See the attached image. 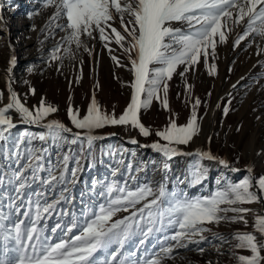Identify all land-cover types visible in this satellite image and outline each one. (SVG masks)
<instances>
[{"label":"snow or ice","instance_id":"6c2138e0","mask_svg":"<svg viewBox=\"0 0 264 264\" xmlns=\"http://www.w3.org/2000/svg\"><path fill=\"white\" fill-rule=\"evenodd\" d=\"M41 2L43 8L53 9L40 30L44 38L56 39L63 33L46 63L51 66V62L59 61L62 65L65 57L71 59L74 50L80 49L94 56L95 50L88 41L96 40L117 67L132 73L128 84L130 101L117 117L100 106L93 91L84 114L73 105L68 106L69 127L60 120L49 119L59 108L47 103L45 97L37 105H27V95L37 91L29 80L23 81L29 90L21 99L12 76L18 61L15 54L11 55L6 69V103L4 91L0 90V264H165L175 260L181 249L197 252L204 264H222L220 258L225 255L235 264H264V214L240 206L264 201V175L254 177L252 166L243 170L234 167L205 148L187 150L199 136L204 119L198 112L202 101L196 98L191 103L194 85L188 83V73H195L202 65L208 75H218L217 64L209 61L219 59L218 46L226 45L237 28L243 30L236 34L233 50L249 37L252 39L245 50L252 47L256 38L264 41V0ZM37 15L40 12L33 11L29 18ZM32 30H36L34 25ZM113 44L127 63L116 55ZM256 48L258 56L264 53L261 44L257 43ZM82 64L83 61L77 83L82 79ZM33 70L34 66L27 68L29 74ZM174 76H179L185 85L186 102L191 103L190 117L181 125L174 118L178 114L169 116L168 124L155 132L158 139L150 145H140L151 148L159 158L135 165L131 161L125 163L123 153L127 150L115 146L97 154L96 142L105 138L96 134L97 130L107 126H131L145 138L152 135L142 123L141 113L150 109L154 100L171 111L168 94ZM261 78L264 77H254L253 83L245 87L251 90ZM238 83L232 87L235 89ZM260 89L264 90V84ZM231 103L229 99L223 107L224 117L228 116ZM216 107L220 108V104ZM20 125L40 131L25 128L13 135ZM211 139L208 137L209 142ZM128 142L140 143L135 138ZM74 145L78 148L74 149ZM105 156L115 160L108 174L84 179L85 171L93 172L98 163H104ZM181 156L194 159L188 161L183 173L173 176L172 162ZM205 161L232 173L244 171L246 175L239 181L217 179L215 190L206 195H189L184 188L179 192L170 190V180H175L178 188L202 186L210 173ZM150 167L160 173V178L141 182L140 173H147ZM125 173L127 179L121 180ZM77 185H81L78 197ZM249 212L253 213L254 232L236 231L231 239L237 243L222 250L230 244V238L209 226L240 222L248 225ZM206 233L211 234V239ZM209 249L214 251L215 260L205 256ZM242 251L249 254H239ZM188 264L194 262L189 260Z\"/></svg>","mask_w":264,"mask_h":264},{"label":"rangeland","instance_id":"374dc122","mask_svg":"<svg viewBox=\"0 0 264 264\" xmlns=\"http://www.w3.org/2000/svg\"><path fill=\"white\" fill-rule=\"evenodd\" d=\"M33 11H39L40 15L29 18V13ZM52 12V8H43L41 0H0V15L3 16V19L0 20V90L4 91V102H7L8 96L6 69L9 66L11 55L15 54L18 62L12 73L15 80L14 89L21 94L22 100L25 99L24 93L29 90V86L23 83L24 80H29L31 86L37 90L35 95L29 94L26 97L29 107L37 105L41 97H45L47 103L59 108V111L50 116L49 119L60 120L67 126L72 127L67 116L68 106L71 104L80 109L81 114H84L93 91H95L100 106L107 113L112 114L114 112L118 117L124 112L130 101L131 89L128 84L133 79L132 73L127 68L117 67L107 51L96 40L88 41L89 46L95 50L94 56L89 55L88 52L82 49L74 50L73 57L71 59L65 57L62 65L59 61H53L49 66V63H46L49 52L55 46L59 37L63 35V33H59L56 39H45L40 31ZM33 25L35 31L32 30ZM115 26L119 29L118 22ZM176 26L179 27V25ZM242 30V28H237L235 32L230 34L229 42L226 45L218 46V60L209 61L217 64L218 75H208L206 68L202 65L198 66L195 73H188V83L194 85L191 90V103H194L196 98L202 101L198 112L204 116V119L201 122L199 136L195 138L187 150L190 151L195 148L208 149L213 154L228 160L234 167L243 170L248 166H252L254 172L251 175L259 177L264 175V90L260 89V85L264 84V78H261L260 84L255 85L251 90L245 85H251L254 77H264V67L261 66V63L264 62V53L259 56L256 54V44L259 43L264 46V41L256 38V42L252 44V47L245 50V46L252 39V37H249L233 50L232 45L235 36ZM41 41H43V44H41ZM112 47L116 49V55L120 56L122 63H127L119 47L115 44ZM60 55H63V51ZM81 61H83V75L77 83ZM30 66H34L31 74L27 72V68ZM57 67H60L61 70L57 71ZM229 68H231L230 72ZM241 77L244 79H241ZM238 81L239 83L234 89L232 85L237 84ZM97 82L99 84L98 88L96 87ZM208 92L212 93L210 97L207 95ZM229 93H231V97ZM70 96L72 97L71 100H69ZM161 96H163L162 92ZM168 99L171 111L164 110L162 105L155 100L150 109L142 111V123L149 127L152 132V135L147 138L140 135L138 129H132L131 126H107L104 129L97 130L96 134L106 137L115 133L127 139L135 138L142 145H150L158 139L155 132L162 130L168 124L169 116L178 114L174 118L181 125L186 123L190 117L191 103L186 102L185 85L179 76H174L170 82ZM229 99L232 100L230 112L227 117H224L222 109ZM218 103L220 108L216 107ZM25 128L32 132L40 131L39 129H31L20 125V127L13 130V135L24 131ZM237 128H239V131H237ZM73 130L76 131V129ZM208 137L212 138L210 142ZM108 146L126 149L127 151L123 153L125 163L131 161L135 165L141 161L159 158L158 154L151 148H141L116 137L97 141L95 145L97 154L101 149H106ZM73 148H78V145H74ZM192 159L194 157H176L172 162V175L183 173L188 161ZM103 160L104 163H98L93 172L85 171L83 178L88 179L92 175L106 176L110 166L115 165V160L107 156L103 157ZM204 163L210 168V173L208 181L202 186L184 187V185H181L178 188L175 180H170V190L179 192L180 188H184V191L189 195H206L215 190L217 179L229 177L234 181H239L246 175L244 171L232 173L214 162L205 161ZM121 170L123 172V168ZM159 178L160 173L151 167L147 173H140L138 177L141 182L145 180L154 181ZM120 179H127V174L125 173ZM130 186H132L131 183ZM80 190L81 185H77L75 188L77 197ZM253 190H256L255 187ZM76 204L77 211H79V198H77ZM240 206L253 209L257 214H263L264 212V201ZM246 218L249 221L248 225L240 222L209 226L212 227L214 232L230 238V244L225 245L222 250L237 243L236 240L231 239L236 231L254 232L253 213L249 212ZM50 222V224L53 223ZM205 235H208L211 239V234L206 233ZM178 252L179 255L175 260L166 261L165 264H188L189 260L193 261L194 264H204V260L195 251L181 249ZM239 254L247 255L249 253L242 251ZM205 256L213 260L216 259L212 249H209ZM220 259L222 264H235V261H230L227 255Z\"/></svg>","mask_w":264,"mask_h":264},{"label":"water","instance_id":"95a60500","mask_svg":"<svg viewBox=\"0 0 264 264\" xmlns=\"http://www.w3.org/2000/svg\"><path fill=\"white\" fill-rule=\"evenodd\" d=\"M24 126H26V125H24ZM27 127H28V126H27ZM29 128H31V129H37V128H34V127H29ZM110 137H116V138H119V139H121L122 141L127 142V143H129L128 141L130 140V139H127V138H125V137H123V136H121V135H119V134L109 135V136H106L105 138H110ZM140 145H142V144L139 143L137 146L141 147ZM141 148H144V147H141ZM145 149H149V148H145ZM263 214H264V212H263Z\"/></svg>","mask_w":264,"mask_h":264}]
</instances>
